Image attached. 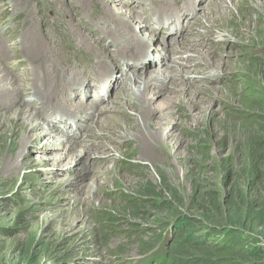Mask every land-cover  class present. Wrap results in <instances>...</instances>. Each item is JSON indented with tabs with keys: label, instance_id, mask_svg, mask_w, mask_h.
I'll return each mask as SVG.
<instances>
[{
	"label": "rangeland",
	"instance_id": "374dc122",
	"mask_svg": "<svg viewBox=\"0 0 264 264\" xmlns=\"http://www.w3.org/2000/svg\"><path fill=\"white\" fill-rule=\"evenodd\" d=\"M168 1L171 8H169V16L177 12L186 13L171 18L172 34H175L182 25L188 34L177 36L170 45L154 43V35L164 38L163 29L151 33L152 26L161 23L157 13L161 12L162 6L154 0H138L135 4L138 14L143 15L142 17L149 16L153 21V24H148L149 30L148 25H142L145 24L143 21L142 27L135 26V31L140 35L145 34L150 49L155 44H159V48L152 56L153 59L170 60L172 61L170 67L183 71L182 73L174 71L173 73H177L176 77L171 78L176 82L182 80L180 81L182 83H177V90L167 87L166 84L162 85V89L171 92L172 96H177L172 108L180 129L175 131V134L183 141L181 144L177 142L179 147L176 143L173 147L181 153V159L170 158L168 161L162 159L155 165L135 154L132 157L127 155L135 148L132 147L129 137L122 136L123 133L97 132L99 128L94 126L90 136L87 135L86 123L82 121L89 115L96 118L111 115L120 117L121 122H125V115L132 114L129 110L126 113L118 110L88 111L87 116L82 115L81 122L84 127L82 129L85 132L79 139L74 138L66 129L70 126V131L76 132L77 135L78 129H74L75 117L62 121L57 112L45 109L41 101L29 93L26 98L30 99L33 106L40 111L38 118L40 127L31 131L35 139L28 143L26 148L30 152V157L49 155V151L43 150L46 136H36L40 135V131L53 129L52 121L46 116L58 121L60 127L57 129L59 135L52 151H64L68 142L76 139L80 140L81 145L76 147L81 149L80 154L82 155L85 144V148L92 149L91 157L72 160L69 164L67 158H64L58 167L49 165L46 168L35 164L27 169H21L14 181H9L7 185L0 187L2 188L0 190V264H139L158 247L153 241L158 230L165 226L168 228L165 234L168 254L172 253L174 241L168 232L171 226L178 228L179 235L187 237L181 245H176V241L173 243L176 246L174 255L177 257L171 264H189L195 257L200 259L199 256H204L202 253L204 251L199 249L201 246L192 244L194 240L185 232V227L181 224L177 225V218L185 217L192 221V219L202 220L209 215L217 222H213V219L208 221L214 225L219 223L224 225L231 222L230 215H233L240 220L238 222L240 226L250 228L247 212L256 206L264 193V18L257 17V11H253V4L250 5L248 2L240 3L237 8L233 5L235 0H190L188 4L192 6L189 7L190 5L187 4V10L183 5L185 0ZM75 2V0H27L13 7L10 0H0V13L2 12L0 41L7 39V43L9 41L15 43L7 67L9 64L15 65L14 72L18 74L21 87L30 88L33 79L27 78L32 66L30 63L21 62L23 58L17 45L22 29L28 24L37 26L46 36L48 35L51 44L55 45L51 46V51L57 59L58 66L62 68L71 65L73 69L67 71L68 78L72 79L74 74L86 77L91 74L99 80L106 76H103L105 71L98 73L93 70L92 56L77 47L73 37L67 32V23H71V17L69 18L66 12L61 18L57 14L61 10L64 11L62 6L64 4L66 6L67 3L69 5L74 3L73 10L77 13L78 7ZM122 3L124 0L113 1L118 8L116 10L120 11L122 16L124 14L125 18L126 8L134 10V6L132 3H129L131 6ZM217 4L220 9L231 7L236 15L246 12V15L250 16L251 29L243 31L242 37L232 36L230 34L232 21L211 19L209 13L213 7L210 5ZM86 5L79 11V18L76 17L73 23L79 22L85 25L89 32L87 29L84 32L90 34L92 31L95 39L98 40L104 25V22L99 20L101 19L99 15L103 12V4L99 0L96 5H91L89 2ZM194 9L196 10L193 14H196L191 19L193 14L190 12ZM36 18L39 20L37 21ZM212 24L213 32L208 33L207 28ZM105 36L104 41L109 45L106 46L105 51L112 52L111 47L115 46L119 38L112 37L109 33ZM175 41H179L182 49L179 47L177 50H168ZM179 43L175 46H179ZM99 47V45L91 46L94 51ZM149 52L151 54V50ZM128 56L133 57L130 53ZM120 57L118 58L124 65L122 69H116L114 74H118L116 77L119 81L131 85V81L124 77L129 75V69H124L130 62ZM189 57L207 58L209 60L206 63L214 62L213 68L207 69L205 62L188 64ZM143 62L148 64L149 60ZM133 63L138 64L139 61ZM166 65L168 66L169 63ZM156 67L157 65H152L146 69ZM109 76L116 78L112 74ZM183 82L188 83L192 90H198L197 95L205 98V105L212 104L211 110L217 112L215 121L208 118L205 120L206 123H201L194 129L196 123L188 118L187 113L182 112L180 105V102H183L181 97L184 96L181 94V90L185 87ZM97 84L98 81L93 80L92 86ZM149 88L153 93L157 89ZM90 89L91 96L89 90H86L88 96L86 95L85 98V89L81 87L80 93L83 99L81 96L75 99L72 94L73 97L70 96L72 99L69 100H82L86 105H95L102 109L119 105L115 99L121 100V97L111 94V90L108 97H103L104 99L101 100L102 92L98 95L94 93V87ZM69 91L71 92V89ZM68 92L63 88L59 93V99L64 100L63 95ZM90 98L92 101H89ZM156 103L157 100H154V104ZM15 108L16 106L9 107L6 112L12 113ZM185 112H188V109H185ZM197 112L191 110L193 115H197ZM154 116L155 113L152 117ZM84 135L86 137L83 138ZM61 140L62 145L56 147ZM47 161L50 162L49 159ZM71 168L75 171H71ZM144 169L147 174L143 172ZM92 175L101 180L103 178L105 182L94 194V204L87 207L84 191L88 190ZM73 181L78 185L82 184L83 188L71 185ZM88 195L93 196L92 192ZM76 196L81 197V202L75 201ZM174 237L176 240L181 238L178 235ZM200 240L202 238L198 236L195 241L199 244ZM261 240L264 242L263 236ZM184 260L187 261L182 262Z\"/></svg>",
	"mask_w": 264,
	"mask_h": 264
},
{
	"label": "bare ground",
	"instance_id": "6f19581e",
	"mask_svg": "<svg viewBox=\"0 0 264 264\" xmlns=\"http://www.w3.org/2000/svg\"><path fill=\"white\" fill-rule=\"evenodd\" d=\"M75 1V4L78 7L77 13H74L75 10H73L74 3L70 5L67 3L68 6H65L64 4L63 6L65 7L62 6V8H64V11L61 10L56 13L60 16V18L62 16H65L66 13L68 14L69 18L71 17V23H67V32L70 33V37H73L75 45L77 47L86 51L87 54H90L92 56L93 60L91 65L93 64V70L97 71L98 73L101 71H105L103 76H106L102 79L100 78V80L92 77L91 74H89L87 77L84 75L78 76L77 74H74V77L72 79L68 78L69 76L67 71L73 69L71 65L67 63L68 66H64L62 68L58 66L57 59L51 51V46L55 45L51 44V41L47 37L48 35L46 36L45 32L40 31V28H38L37 26L28 24L26 28L22 29L17 45L19 46V52L21 53V56L23 58L21 62L30 63L32 66V71L30 75L27 76V78L29 80L31 78L33 79L30 83L32 84V86L30 85V88H26L24 86L21 87V81L19 82L18 80V74L14 72L15 65L13 64L11 66L9 64V66L7 67V62L9 60V57L11 56L10 52L15 48V43H13L14 41H9V43H7V39H3L2 41H0V187L7 185L9 181H14L16 175L21 169H27L35 164L40 167L43 166L46 168H48L49 165H55L56 167H58L59 163L64 158H67V164H69L72 160L78 161L82 158L91 157L90 151H92V149L85 148V144L83 145L82 155L80 154L81 149H76V147L81 145L79 143L80 140L76 139L75 141H69L68 146L64 149V151H52L53 147H55V142L57 143L56 140L59 135L57 129H59L60 127L59 122L53 120L51 116L46 117H49L50 121H52L51 127H53V129H50V131H40V135H36L37 137L46 136L45 148L43 150L49 151V155L36 156L35 158L34 156L30 157V152L26 148L27 144L35 139L31 131L40 127L38 123L40 111L35 106H33L30 99L26 98V95H28L29 93H31L35 98L41 101V105L45 106V109L57 112L60 115L62 121L66 120L67 118L70 120L75 117L76 125L74 129H78L77 135L76 132L70 131V126L66 128L68 133H71L74 138H79L85 132L82 129L83 122L86 123L85 128L88 129V136H90V134L93 132L94 126H96L97 128H99L97 129V132H106L111 134L123 133V137H129L131 139L132 147L135 148L132 153L127 154L131 157L133 154H135L137 156L143 157L146 160H149L155 165H157V163H159L162 159L166 161H168L170 158L176 160L181 159V153L178 152L177 149L175 150L173 147L175 143L177 144L178 142L179 144H181L183 141L182 139L177 138L175 134V131L180 129V127L177 126L178 121L176 120L175 114L173 112L174 110L172 108L173 102L175 101V99H177V96H172L171 92L162 89V85L166 84L167 87H173L174 90H177V83L182 80L180 79L176 82L171 78L176 77V74L178 72L182 73L183 71H180L178 69L175 70L170 67V65H172V61L170 60H164V58H161L160 61H158L156 60V58L153 59L152 56H154V52H156L157 48H159V44L167 43L170 45L171 42L174 41V38L177 39V36L179 37L180 35L188 34V31L186 29H183V25L180 28L178 27L177 31H175V34H172V28H170V25L172 23L170 20L172 17L180 14H182L183 16L186 13L177 12L176 14L169 16L171 9L168 3L169 1L154 0L160 3V5L162 6L161 12L157 13V18L161 23H159L158 25L155 24L157 26L153 25V29H151L152 32H150H160V30L163 29L162 33L164 38L160 35H158V37H155L154 35V43L159 44H155V46L150 49V43H148V38L146 39L145 34L141 33L142 35H140L137 33V31H135V26L142 27V25L147 26L149 23L153 24V21L149 16L142 17L143 15L138 14L139 12L136 11L137 9L135 8V4H137L138 0H124V3H122L123 5L126 6L129 3H132V6H134V10L132 8H126V11L124 12L126 16L125 18L123 17L124 14L122 16L120 11L116 10L118 8H116L113 4V1L115 0H100V2L103 4V7L101 6L103 12H101V14L99 15V17L101 16V19H98L101 20V22L103 21L104 25L102 27V33L101 35H99L100 37L98 38V40L95 39L94 33L92 31H90V34H92L93 36H90L89 33L88 35L86 32H84L86 29L89 32L88 28L85 25H83L82 23L80 24L79 22H77V24L73 22L74 20H76V17L79 18V11L83 10L87 6L86 4L88 2L91 5H96L97 3H99V0ZM121 1L123 2V0ZM189 1L190 0H185V4H183L185 5L187 10L188 5H190L188 4ZM23 2H27V0H10V3L13 7L18 6L20 3ZM246 2H248L250 5L253 4V11H257V17L264 18V0H235L234 4H231L235 5L238 8L240 3ZM191 6L192 4L189 7ZM210 6L213 7L209 13L211 19L220 21L224 20L225 22L232 21V29L230 31V34L232 36L242 37V35L244 34L243 31L251 29V26L249 24L250 16L248 17L246 15V12L236 15L233 13L231 7L227 9H220L218 7V4ZM158 9L160 10L159 7ZM195 10L196 9L191 11L190 14H193ZM34 13L33 15H35ZM165 13H167V15ZM195 14L192 15L191 19L194 17ZM226 15H228L229 17ZM243 16L245 17V19H243ZM224 17L226 19H224ZM38 20L39 19H37V21ZM143 21H145V24L141 23ZM138 23H140V25ZM213 26V24L211 26H208V33L213 32ZM147 29H150L149 25ZM108 33L112 37L119 38V40L115 42L116 44L114 43L115 46L111 47L112 52H110L109 50L105 51V48L108 44L104 40L106 37L105 35ZM177 43H179V41H175L174 45L170 46L168 50H177L179 47L182 49L180 43L179 46H175V44ZM95 45H99L100 47L94 51L92 50L91 46ZM7 48L9 49V51H7ZM165 48L168 47L165 46ZM149 50H151V54ZM128 53L133 55V57H129ZM118 57L123 60H128L130 62L127 64L125 63L127 67L124 70L129 69V75H124V77L125 79L128 78V80L131 81V85L119 81L116 77V75L118 74H114V71L116 69H122V66L124 65L121 64L120 59ZM189 58L190 59L188 60V64L190 62L206 63L207 60H209L207 58L204 59L203 57H197V59L194 57ZM146 59L149 60L148 64H145L144 62L142 63V61ZM134 61H139V65L137 63L134 64ZM168 63L169 65L167 66L166 64ZM212 64H214V62H212ZM212 64H210L209 62L206 63V68L210 70ZM152 65H157V67L146 69L147 67ZM138 69L142 70L138 71ZM174 71H176L177 73H173ZM109 74H112V76H115L116 78L109 76ZM104 78H107L108 80L105 81ZM93 80L98 81V84L96 86H92ZM183 83L185 87L181 90V94H183L184 96L181 97L183 98V102H180V105L182 106V112L187 113L188 118L196 123L194 129H196L197 126L201 123H206L205 120L208 118L210 120L215 121V115L217 112L215 110H211L210 106L212 104L205 105L206 100L205 98L198 97V90H192L190 86H188V83ZM69 86L71 87V92L69 91ZM81 87L85 89V98L86 95L88 96L86 90H89V96H91L92 94L90 87H94V93L100 95V92H102L101 100L108 97L110 90L111 94H116L115 96H120L121 100L115 99V101H117L119 105L113 106L110 109L109 107H103L102 109L96 107L95 105H86L82 100H69L72 99L70 98V96L76 97L75 99L80 98H78V96H81ZM149 87L157 89H155L153 93ZM63 88H65L66 92H69L68 94L63 95L64 100L61 101L59 99V93ZM58 90L59 92L57 93ZM151 92L152 96L149 95ZM211 92L212 91H210V93L207 92V94H211ZM98 98L100 99V97ZM153 99L155 101L157 100L156 104H154ZM89 101H92L91 98L89 99ZM113 101L114 98L112 102ZM12 106H16L15 110L12 113L6 112V109ZM92 109H96V112H100L102 110H118L121 113H126V111L129 110L132 114L125 115L126 121H122L123 123L121 122L122 119L120 117H114L111 115H107L104 118H96V116L94 117L93 115H89L87 119H84V121L81 122L82 115L85 114L87 116V112L92 111ZM185 109H188V112H185ZM191 110H197V115H193L191 113ZM154 113L155 116L152 117ZM212 132L215 131L212 130ZM84 137L86 136L84 135L83 138ZM61 145L62 140L58 143L56 147H60ZM177 147H179L178 144ZM48 159L50 162L47 161ZM70 170L75 171L72 170V168ZM143 172L147 174L146 169H144ZM91 178L92 182L90 183L88 190L84 191L85 199L87 200V207H91L92 204H94V194H96V192L103 187V183L105 182L103 178L101 180L98 179L97 176L92 175ZM71 185L77 188L78 186H82V184L78 185L74 181L71 182ZM21 188L22 187L20 185V189ZM1 189L2 188H0V190ZM90 192H92L93 194L92 197L88 195ZM77 194L79 193L77 192ZM77 200L81 202V197L76 196L75 201Z\"/></svg>",
	"mask_w": 264,
	"mask_h": 264
},
{
	"label": "trees",
	"instance_id": "16d2710c",
	"mask_svg": "<svg viewBox=\"0 0 264 264\" xmlns=\"http://www.w3.org/2000/svg\"><path fill=\"white\" fill-rule=\"evenodd\" d=\"M264 189V188H263ZM247 221L250 223V228L246 226H240L235 216L230 215V221L224 225H214L208 220L213 222L216 219L213 216L206 215L202 220L189 221L185 217L177 218V225L185 227V232H187L190 237L194 240V243L199 247V249L204 252V256H199L191 260L189 264H264V246H261L259 239L256 234H261L264 237V193L261 196L259 202L256 206H253L247 212ZM207 223V224H205ZM209 225V226H208ZM175 228V235L180 236L176 240V245H181L187 240L184 235L178 234V228ZM206 229V235L202 233L198 234L200 231ZM201 236L202 240L195 241ZM180 240V241H179ZM154 238V243H155ZM191 243V241H190ZM176 246L172 245V253L168 254L166 251L160 256L156 253L152 257L155 260L154 264H171L177 257L174 255V250ZM209 248V249H207ZM184 260L182 262H186ZM200 261V262H198ZM141 264H152L151 261L145 260Z\"/></svg>",
	"mask_w": 264,
	"mask_h": 264
},
{
	"label": "clouds",
	"instance_id": "9594fccd",
	"mask_svg": "<svg viewBox=\"0 0 264 264\" xmlns=\"http://www.w3.org/2000/svg\"><path fill=\"white\" fill-rule=\"evenodd\" d=\"M205 224H207V223H205ZM208 226H209V225H208ZM200 233H202L203 235H206L207 231H206L205 228H203V230L200 231L199 234H200ZM256 236H257V238H258L259 241H260L259 244H260L261 246H264V244H263L264 242H262V240H261V237H262V236H261L260 234H258V233L256 234Z\"/></svg>",
	"mask_w": 264,
	"mask_h": 264
}]
</instances>
